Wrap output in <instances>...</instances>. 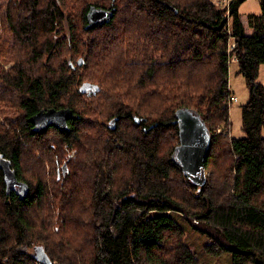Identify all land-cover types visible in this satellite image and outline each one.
I'll return each mask as SVG.
<instances>
[{
  "label": "trees",
  "instance_id": "trees-1",
  "mask_svg": "<svg viewBox=\"0 0 264 264\" xmlns=\"http://www.w3.org/2000/svg\"><path fill=\"white\" fill-rule=\"evenodd\" d=\"M224 1L6 0L0 160L28 194L5 193L0 165V264H199L171 211L205 234L206 254L264 264V0L249 34L244 0ZM90 6L112 19L84 29ZM230 36L242 137L215 132L230 125ZM64 107L69 131H32L29 116ZM181 107L209 131L201 187L173 160Z\"/></svg>",
  "mask_w": 264,
  "mask_h": 264
},
{
  "label": "water",
  "instance_id": "water-1",
  "mask_svg": "<svg viewBox=\"0 0 264 264\" xmlns=\"http://www.w3.org/2000/svg\"><path fill=\"white\" fill-rule=\"evenodd\" d=\"M113 14L114 8L90 6L86 12L84 29L88 30L98 24L109 22ZM68 63L74 67L70 60ZM76 63L80 65L81 61L78 59ZM176 116L178 143L174 147L173 160L186 178L201 187L205 182V160L210 147L209 131L200 115L187 107L179 108L176 111ZM73 118L72 109L64 107L40 109L29 116L28 120L31 122L32 131L41 133L51 126L59 131H69L68 120ZM134 120L138 122L136 117ZM0 165L4 172L5 193L10 194L11 191H15L21 199H24L28 194L27 185L16 180L14 172L9 168L8 161L1 159ZM65 171L66 163L63 162L61 165L62 174ZM57 175H59L58 170Z\"/></svg>",
  "mask_w": 264,
  "mask_h": 264
},
{
  "label": "rangeland",
  "instance_id": "rangeland-1",
  "mask_svg": "<svg viewBox=\"0 0 264 264\" xmlns=\"http://www.w3.org/2000/svg\"><path fill=\"white\" fill-rule=\"evenodd\" d=\"M224 2L227 3V0H225ZM5 5H6V0H0L1 14H3L5 11ZM249 14H260L259 0H244L239 6V17L244 26V32L246 34H249L251 32V28L247 24V17ZM2 36L8 37L9 35L7 32H3ZM228 68H229V72H228L229 88L231 90V93H233V95L237 97V101L232 102L229 108V119L231 122L230 136L242 137L244 136V133L241 130L240 112H241V105H243L248 99V92L245 87L243 77L239 74H236V63H231ZM257 80L264 86V63L260 65ZM0 121H2L1 118ZM45 163L46 162H44V164ZM61 164L62 163H60L58 166H60ZM46 168L49 169L50 167L47 166ZM207 173L208 172L205 171V175ZM168 214L172 218H174V220L178 222V224L182 227L184 232L183 240L195 253L199 264H230V253L226 252L215 256L206 254L202 250V245L207 242L205 234H201L200 231L195 229L188 220L183 218L181 214L175 211L168 212ZM193 222L197 223V220L193 219Z\"/></svg>",
  "mask_w": 264,
  "mask_h": 264
},
{
  "label": "built area",
  "instance_id": "built-area-1",
  "mask_svg": "<svg viewBox=\"0 0 264 264\" xmlns=\"http://www.w3.org/2000/svg\"><path fill=\"white\" fill-rule=\"evenodd\" d=\"M229 0H227L228 2ZM225 3V2H224ZM227 17H228V14H227ZM227 29H228V33L230 34V23L228 22L227 23ZM235 47V42H234V39L232 36L229 37L228 39V45H227V49H226V52L228 54V64L230 65L231 63H236L237 62V57L235 55V53L232 52V50L234 49ZM229 103L231 104L232 102H236L237 101V97L233 94L230 95L229 99H228ZM230 131H231V125H225V126H217L216 129H215V132L216 133H220V134H223V135H231L230 134Z\"/></svg>",
  "mask_w": 264,
  "mask_h": 264
},
{
  "label": "flooded vegetation",
  "instance_id": "flooded-vegetation-1",
  "mask_svg": "<svg viewBox=\"0 0 264 264\" xmlns=\"http://www.w3.org/2000/svg\"><path fill=\"white\" fill-rule=\"evenodd\" d=\"M58 168V170L61 172V168L60 167H57ZM57 168H56V170H57ZM17 187V186H16Z\"/></svg>",
  "mask_w": 264,
  "mask_h": 264
},
{
  "label": "crops",
  "instance_id": "crops-1",
  "mask_svg": "<svg viewBox=\"0 0 264 264\" xmlns=\"http://www.w3.org/2000/svg\"><path fill=\"white\" fill-rule=\"evenodd\" d=\"M236 70H237V65H236ZM230 89V88H229ZM231 91V90H230ZM231 94H233V93H231ZM230 125H231V122H230Z\"/></svg>",
  "mask_w": 264,
  "mask_h": 264
}]
</instances>
